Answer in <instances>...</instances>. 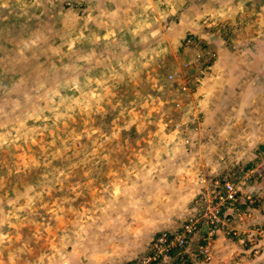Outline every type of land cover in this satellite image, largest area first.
<instances>
[{"label": "rangeland", "instance_id": "obj_1", "mask_svg": "<svg viewBox=\"0 0 264 264\" xmlns=\"http://www.w3.org/2000/svg\"><path fill=\"white\" fill-rule=\"evenodd\" d=\"M96 1L0 0V264H88L97 260V251L107 252L106 264H124L146 253L159 232L181 227L196 212L194 199L205 188L212 194L213 180H230L252 196L258 194L250 183L264 188V178L245 177L261 151L250 136L255 123L243 117L245 107L257 115L255 100L231 95L217 102L213 96L197 105L206 134L220 135L216 128L229 117L241 129L243 142L235 155L231 148L239 146L229 137L215 139L207 150L200 144L206 135L199 134L194 147L187 133L197 130L198 110L189 108L197 116L188 123L176 113L184 99L198 103L201 98L198 90L189 96L187 88L210 68L205 57H193L199 49L209 50V40L200 32L197 41L187 35L184 41L191 36L192 46L197 43L190 63L185 65L178 50L164 51L146 67L145 78L157 84L138 89L142 81L132 73L134 65L117 67L119 55L132 48L105 49L112 38H121V22H89L79 34L72 30L74 22L92 19L88 15L97 11ZM241 9V21H258L264 35V0H234L228 18ZM252 28L222 27L223 46L242 34L252 39ZM119 69L130 73L120 76ZM170 71L177 73L176 81L163 84ZM231 212L222 213L240 231L231 224ZM196 235L191 247L206 263L213 252L206 261L199 249L203 231ZM229 236L254 253L261 250L263 235L255 243L238 232ZM189 246L179 249V260Z\"/></svg>", "mask_w": 264, "mask_h": 264}, {"label": "crops", "instance_id": "obj_2", "mask_svg": "<svg viewBox=\"0 0 264 264\" xmlns=\"http://www.w3.org/2000/svg\"><path fill=\"white\" fill-rule=\"evenodd\" d=\"M233 1L234 0H97L95 4L96 8H98L97 11L92 13L93 15H88L92 19L88 20L86 23L81 21L74 22L75 27L72 28V30H76L77 34H79L81 29L85 30L87 26L91 27L88 24L89 22L94 23L95 25L93 26H105L113 22H121V31L123 33L121 34V38L114 37L110 42L105 44L103 41H99V44H104L105 49L110 51L119 46L125 51L132 48V51L125 55H119L120 62L117 67L122 68L126 65H134L136 69L132 71V73H135L142 81L136 84L138 89H146L149 86L152 87L157 84L153 82L155 81L154 79L149 82L148 79L145 78V76H147L146 67L148 62L156 58L159 59L164 51L169 53L168 50H170V53L174 54V52L178 50L185 57V63H190L191 54L189 52L195 48L197 43L187 48L186 44H184V40L187 35L192 33L195 36L194 40L197 41L196 33L200 32L201 36H205L206 40H209V43H207L209 45V50L206 49L207 47L205 49H199L193 57L199 61V58L196 56L198 53L203 54L206 58L207 52L210 54L211 50L214 51V54H212L213 58L210 59L211 65H207L210 67L206 70L207 73L200 79L191 83L189 88L185 86L187 89L191 90V92L187 90L189 96L195 95V90H198L200 92L199 97L201 98L198 103L189 99H184L185 104L182 102V108L174 112L177 114L179 112L178 115L182 117V121H185L189 114H196V109L198 110V118L195 121L197 130L195 132L191 130L187 133V135L193 139V142H191L193 146L197 143H195V139H197L199 134L206 135L200 144L204 148L208 147L207 150H209L208 145L215 139L222 140L225 137H229L233 139V141L235 140V144L239 146L237 148H231V150L235 151V155L237 152H240V145L242 146L240 142H243L242 139H240L241 129L231 125L232 118L229 122V117L224 121L225 125L223 127L220 128L217 126L216 130L219 131L220 135L215 137L212 133L206 134L201 130L204 123V120H201V113L203 112L197 107V105L199 106V104L204 103L207 97H217V102H219L222 101V98L224 101L225 99L229 100L231 95L234 97L249 96L251 100H255L252 104H249L258 106L259 110L257 115L254 116L253 113L248 112L249 109L245 107V115L243 117H246L245 119L252 122L253 125L255 123V128L250 130V136H254L259 143L257 150H262L264 148V35L260 34V23L258 21H254V24H250V22L243 23L241 21L240 16L245 11L243 9H241L240 15L236 14V18H228L232 13L228 8H231ZM114 10L118 13L117 16L110 14V12ZM229 11L230 13L228 15ZM161 13L166 17L162 19ZM247 14L246 12L244 15ZM123 16H125V18ZM105 20H107V22H105ZM238 24H242L248 28H251L253 25L251 29L254 33L252 34L253 38L246 40L247 35L242 34L233 37L231 39L233 43H230L228 38L226 44L229 45L223 46L225 40H223L224 36H222V27H224L225 30L228 28L230 31L229 27ZM202 30H205L206 33H203ZM130 39H132V43L129 42ZM146 44L149 48L145 49L144 46ZM138 46L144 48V50L136 53L134 52V47L138 48ZM113 57H115V55H113ZM173 72L175 71L168 72L169 75L172 74L173 79L169 80V78L166 77L163 84L176 81L177 73L175 74ZM116 73L121 76L122 74H129L130 71L124 69V72H122L119 69ZM185 89L182 90L185 91ZM184 91H181V93H185ZM176 98L178 99V97ZM190 107L196 109L191 110L189 109ZM231 107L232 104L230 103V107L228 108L229 111H232ZM219 110L222 111L220 107ZM216 112L218 114L219 111L216 110ZM232 114L233 113H231V115ZM220 143L222 145L218 150L222 152L225 142L220 141ZM196 149L199 151L200 148ZM257 150H255L254 153ZM249 152L254 155L252 151ZM215 154L217 155L218 152H215ZM203 157L204 155L199 154V163L203 162ZM248 187L256 191L259 202L254 205H248L244 202L245 205L241 208L243 215H240V213L233 214L231 224L242 229H247L251 226L252 229L250 230L255 234V229L261 228L264 231V188H262L260 183L258 184L255 182L250 183ZM241 190L248 191L242 188ZM197 237L198 235L193 237L190 246L182 251L185 254V264H264V234L261 240H254V242L260 240L259 245L261 246V250H259L257 254L250 251L251 249H245L240 241H236L224 232H220L213 239V258L206 263L202 261L201 256L197 254V248L193 250L191 247L197 242ZM243 237L245 238V235H243ZM255 237L256 236H254V239ZM97 256L98 258H96ZM106 256L107 252L97 251L94 254V258L97 260L93 261L94 259L91 258L88 264H106ZM178 256L179 254L176 251L171 252L169 256L163 258V260L157 264H172Z\"/></svg>", "mask_w": 264, "mask_h": 264}, {"label": "built area", "instance_id": "obj_3", "mask_svg": "<svg viewBox=\"0 0 264 264\" xmlns=\"http://www.w3.org/2000/svg\"><path fill=\"white\" fill-rule=\"evenodd\" d=\"M186 47L189 48L193 44V38L189 36L185 41ZM197 58H203V54L198 53ZM211 56L207 52L208 61L205 65L210 64ZM189 63H185L188 65ZM204 65V66H205ZM169 80L173 79L172 75L168 76ZM179 104L176 102L175 107ZM197 116L196 114H189L185 123L193 120ZM178 122V121H175ZM179 127L180 123H176ZM187 141V140H186ZM259 156L256 157L251 166L245 171L246 179L259 180L264 178V148L258 152ZM204 182L205 180H201ZM212 194L204 193L198 195L195 199L196 212L189 216V218L179 227L175 232H167L163 230L159 232L153 239L146 253H143L133 260L124 264H157L161 259L169 256L171 252L187 247L191 242L194 235L198 232L204 234L203 243L199 245V249L206 259L211 258V250L213 244V238L220 232H224L229 235H236L237 232L242 236L245 235L247 241L254 242V236L261 237L264 231L261 228L255 229L257 235H255L250 229H233L228 225V218L222 212L225 208L232 210L229 217L233 214L240 213L243 215V211L238 207L240 201L246 202L245 204L254 205L259 202L256 195L242 194L240 188L231 182L230 180L223 179L222 181L215 179L212 181ZM231 237V236H230Z\"/></svg>", "mask_w": 264, "mask_h": 264}, {"label": "trees", "instance_id": "obj_4", "mask_svg": "<svg viewBox=\"0 0 264 264\" xmlns=\"http://www.w3.org/2000/svg\"><path fill=\"white\" fill-rule=\"evenodd\" d=\"M204 236V235H203ZM177 253H179V250H176ZM176 264H185V259L183 261L179 260L178 258H176L175 260Z\"/></svg>", "mask_w": 264, "mask_h": 264}]
</instances>
